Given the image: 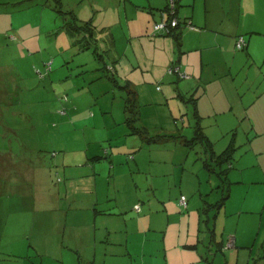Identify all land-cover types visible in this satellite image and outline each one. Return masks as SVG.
Returning a JSON list of instances; mask_svg holds the SVG:
<instances>
[{"label":"rangeland","instance_id":"rangeland-1","mask_svg":"<svg viewBox=\"0 0 264 264\" xmlns=\"http://www.w3.org/2000/svg\"><path fill=\"white\" fill-rule=\"evenodd\" d=\"M117 1L0 0V156L9 161L0 183V264H138L142 254L162 252L163 229L148 231L146 240L134 220L159 212L162 201L170 216L164 244L177 238L176 217L191 209L208 254L216 203L236 179L235 163L246 175H263L264 157L253 153L261 154L264 133L249 118L200 119L216 152L234 146L229 161L208 158L200 141L186 143L198 118L189 94L175 95L183 79L167 72L176 61L171 38L163 37L160 54L144 50L139 36L152 30L149 15L133 22L139 10L132 15ZM70 12L97 30L88 48L73 43ZM144 12L159 19L157 10ZM128 86L136 91L138 128L125 120L132 114L124 107ZM181 193L189 210L177 200ZM237 203L230 199L227 216L217 220L226 239L236 228L237 212H228L240 209ZM213 244L200 264L225 262ZM237 247L226 249L227 257Z\"/></svg>","mask_w":264,"mask_h":264},{"label":"crops","instance_id":"crops-1","mask_svg":"<svg viewBox=\"0 0 264 264\" xmlns=\"http://www.w3.org/2000/svg\"><path fill=\"white\" fill-rule=\"evenodd\" d=\"M122 1L124 9L126 3L129 5L130 8L127 11L132 15L139 10V18L133 15V22L141 21L143 13L147 17L149 15L146 21L151 24L152 30L147 32L146 37L139 36V42L144 50L151 52L154 56L157 53L160 54L167 43L163 37L171 38V43L176 49L175 60L180 65V70L187 74V76L178 77L176 73H171L177 77V80L183 79L177 83L175 95L183 97V90L187 95L189 94L187 99L192 102L193 108L197 111V114L194 113L198 118L196 123L201 126L203 131L205 129L201 124V117L229 116L249 118L250 127L255 132L261 127L264 133V0H175L176 15L180 20V26L177 28L180 32L179 40L167 34L168 31L163 28L154 29L152 25L167 14L162 11L166 7L167 0ZM117 2L120 4L121 0ZM147 9L149 11L157 10L159 19L155 15L152 16L153 13L144 12ZM114 16V14L111 15L112 19L108 21L109 23L116 21ZM96 32L97 30L93 31L94 38ZM239 34H242L246 41L242 49H237L234 46V40ZM155 35L162 38H154ZM131 46L132 43H130ZM206 131L204 132L209 137ZM209 139L211 140L210 137ZM211 142L213 145L212 140ZM260 144L259 152L261 154L253 153L256 154L258 160L264 157V142L261 141ZM252 148H254L253 145ZM123 149L127 148L123 147ZM112 159L114 162L121 161V157H115L114 153ZM5 164H9V161L0 156V183L8 179L3 173ZM230 166L232 167L233 164L231 163ZM235 166L236 179L229 180L230 184H235L228 185L227 195L222 203L215 207L214 224L210 233L215 244L210 242L207 245L208 254L199 244L200 225L196 223L198 214L189 210L188 203L186 206L179 203L183 208H188L189 212L181 213L176 217L175 222L178 225L174 231L177 238L175 241H166L164 244L166 230L169 229L170 216L167 211V203L162 201L163 208L159 209V212L150 211L144 213V216L139 215L134 220L137 224V231L143 232L146 240L149 238L148 231L153 230L155 233L156 230L159 233L163 229L164 247L162 252L160 253L157 248L155 252H150L148 255L142 254V259L138 264H200V259L204 256L207 260L209 259L207 256L212 253V244L215 247L214 250L224 251L225 262L223 264H264V240L258 242L264 221V179H261L264 178V164L260 163L263 173L260 178H255L251 173L244 174L243 166L238 161ZM253 167L255 166H252L251 169ZM18 181L19 179H17ZM153 185L151 181L149 186L155 196ZM234 186L235 193L233 192ZM247 190H250L248 197ZM2 191L0 187V194ZM236 197L239 198L238 203L235 200ZM230 199L237 203L236 207L240 203L241 205L240 209L234 211L231 209L228 212L230 215L232 212H237L236 228L234 231L230 229V234L226 239V236L217 231L216 224L221 212L227 216L228 206L226 203L230 202ZM177 200L179 202V198ZM132 204L134 206L137 203ZM164 210L166 211L163 212ZM138 212L142 213L143 210ZM185 219H187L186 224L183 223ZM105 228L108 229V226L105 225ZM223 228L226 230L225 226ZM228 240L229 244L226 243ZM234 246L239 247L229 251V256L232 253L233 258L230 259L229 256L227 257L226 249ZM114 252L115 250L112 249L111 253L114 254ZM122 253L131 257L128 249ZM122 253L120 252V254ZM213 255L217 256L214 252ZM94 258L93 254L92 261ZM114 260V258L110 259L109 262H115Z\"/></svg>","mask_w":264,"mask_h":264},{"label":"trees","instance_id":"trees-1","mask_svg":"<svg viewBox=\"0 0 264 264\" xmlns=\"http://www.w3.org/2000/svg\"><path fill=\"white\" fill-rule=\"evenodd\" d=\"M165 11L167 12V14H165V19H170L171 16H176L177 18V23L173 26H170L169 31L167 32V34H170L171 36L174 37V39L179 40V35L180 32L178 31V27L180 26V20L176 15V9H175V5H174V11L173 12H169V8H168V0H167V4L166 7L163 8ZM163 15V14H162ZM70 17L71 20L69 21L72 26L73 29L72 33H74V40L73 43L74 44H79L78 48L79 49H84V48H88L89 47V42L92 40L93 37V31H92V26L90 25L89 22H91V19H79L73 12H70ZM82 39H84V41H82ZM177 61V60H176ZM109 68V67H108ZM110 68L112 69V66H110ZM126 92H127V96H126V100H128L129 102L124 103V107L128 108V110H130L132 112L131 115H127V117L125 118L126 122L131 124L133 127L138 128L137 125H135V121L138 118V109L136 110L137 112H135V109H133V107H137L136 104V91L134 88H132L131 86L126 87ZM129 93V95H128ZM194 113L197 114V111L194 109ZM193 136L185 139L186 143L191 145L193 143H196L197 141H200L204 144L206 152H207V157L214 159L216 162L218 163H222V162H226L229 161V159H231L232 156V149H234V146H232L231 144H229L228 146H226L224 149H222L219 152H216L213 149L212 146V142L209 139V137L207 136V134L202 130L201 126L199 124H196V127L193 130ZM208 162L205 161V164H207ZM226 169V168H225ZM225 169L221 168V171L226 172ZM226 177V176H225ZM227 179V177H226ZM229 183V182H228ZM229 191V187L227 186L226 188V192L225 195L223 194V196L219 199V201L216 203L217 205H220L222 203V200L225 198V196L227 195ZM138 205L139 208L136 211L140 210V205L137 203L134 206ZM91 263V262H90Z\"/></svg>","mask_w":264,"mask_h":264},{"label":"built area","instance_id":"built-area-1","mask_svg":"<svg viewBox=\"0 0 264 264\" xmlns=\"http://www.w3.org/2000/svg\"><path fill=\"white\" fill-rule=\"evenodd\" d=\"M174 5H175V0H168V8L169 12L174 11ZM177 23V18L176 16H171L170 19H165V16H162V18L159 21H156L153 23V28L154 29H160L163 28L165 31H169L170 26H173ZM246 41L245 38L242 34H239L236 36L234 40V46L237 49H242L245 45ZM168 73H176L178 77H184L187 76V74L183 71L180 70V65L177 63V61L172 62L170 65H168L167 68ZM179 203L183 206H186L187 204V199L184 194H181L179 196ZM136 209L139 208L138 205L135 206Z\"/></svg>","mask_w":264,"mask_h":264}]
</instances>
